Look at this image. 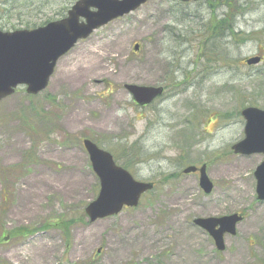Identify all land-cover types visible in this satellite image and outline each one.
<instances>
[{
	"label": "rangeland",
	"instance_id": "1",
	"mask_svg": "<svg viewBox=\"0 0 264 264\" xmlns=\"http://www.w3.org/2000/svg\"><path fill=\"white\" fill-rule=\"evenodd\" d=\"M76 1L18 0L13 12L0 4V30L43 27ZM252 3L236 18L239 37L264 31V0ZM211 27L203 2L150 0L79 42L45 92L28 99L20 88L0 103V264H264L254 176L264 156L231 150L244 138L242 110H264V37L243 42ZM257 56L259 65L245 64ZM126 85L166 92L142 108ZM85 139L156 189L91 223L84 211L99 181ZM205 164L208 195L198 173H183ZM233 214L244 219L224 251L193 223Z\"/></svg>",
	"mask_w": 264,
	"mask_h": 264
},
{
	"label": "water",
	"instance_id": "2",
	"mask_svg": "<svg viewBox=\"0 0 264 264\" xmlns=\"http://www.w3.org/2000/svg\"><path fill=\"white\" fill-rule=\"evenodd\" d=\"M150 0H79L62 20L33 30L0 31V103L13 96L19 87L27 95L37 96L49 86L57 64L80 42L109 23L130 15ZM184 3L206 0H179ZM138 49V48H136ZM261 57L246 61L258 65ZM139 106L150 105L164 93L163 87L126 85ZM244 138L231 149L236 155L264 156V110L245 108ZM92 170L100 182L99 194L85 209L90 222L120 214L124 208L139 206L142 196L154 189V184L134 179L130 172L118 166L112 154L100 149L90 140H84ZM199 173V186L205 194L212 193L214 184L207 165L190 166L184 174ZM257 199L264 201V161L254 172ZM243 217L239 214L221 218H197L194 225L205 230L214 240L218 251L225 249V236H235Z\"/></svg>",
	"mask_w": 264,
	"mask_h": 264
},
{
	"label": "trees",
	"instance_id": "3",
	"mask_svg": "<svg viewBox=\"0 0 264 264\" xmlns=\"http://www.w3.org/2000/svg\"><path fill=\"white\" fill-rule=\"evenodd\" d=\"M201 2H203L206 5L207 9L211 13V25H212V27L210 29L212 31L211 34L213 36L218 35V37H219L225 33L227 35V37H233V39L239 37L237 35L236 29H235L236 20L238 19L237 16L238 15H240L241 17L245 16L250 11V9L254 6V4L252 3V0H208L205 2L204 1H201ZM17 3H18V0H0V4L8 5V7H11L12 10L10 12H13V10H15V6L17 5ZM220 10H222V11L225 10V14H224V12L221 13L222 15L224 14V16H223V18L220 17L218 19V15H219L218 12ZM3 12L4 11H1V9H0V19L3 16ZM263 32L262 31L252 32L250 34H244V35H242L243 37H239V38H241L243 42H246L248 40H253L254 36H256V37L261 36L260 38H262V37H264V35H262ZM214 39H217V38H214ZM244 62H245V60H244ZM248 67H252V66H248ZM33 98L34 97H28V99H33ZM130 156L132 157L131 154H130ZM115 160L117 161L116 157H115ZM124 168L128 169V166L125 164ZM155 189H156V186H155ZM152 192H150V193H152ZM45 228H47V227H45ZM11 233H12V235H14V231Z\"/></svg>",
	"mask_w": 264,
	"mask_h": 264
}]
</instances>
